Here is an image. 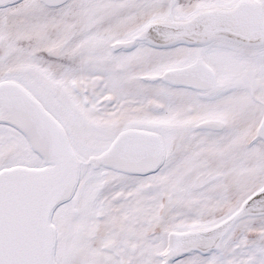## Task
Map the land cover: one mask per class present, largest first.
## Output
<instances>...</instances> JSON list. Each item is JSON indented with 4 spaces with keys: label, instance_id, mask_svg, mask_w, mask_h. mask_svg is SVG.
<instances>
[{
    "label": "snow or ice",
    "instance_id": "6c2138e0",
    "mask_svg": "<svg viewBox=\"0 0 264 264\" xmlns=\"http://www.w3.org/2000/svg\"><path fill=\"white\" fill-rule=\"evenodd\" d=\"M0 264H264V0H0Z\"/></svg>",
    "mask_w": 264,
    "mask_h": 264
}]
</instances>
